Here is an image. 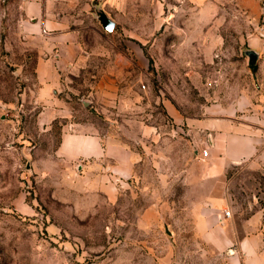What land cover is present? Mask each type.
<instances>
[{
	"label": "rangeland",
	"instance_id": "rangeland-1",
	"mask_svg": "<svg viewBox=\"0 0 264 264\" xmlns=\"http://www.w3.org/2000/svg\"><path fill=\"white\" fill-rule=\"evenodd\" d=\"M31 1L0 0V264H233L237 245L216 246L198 224L215 202L232 238L264 232V141L219 183L194 149L208 148L222 109L251 123L264 112V0H63L89 57L56 89L71 116L46 122L35 66L47 34ZM83 120L131 147L134 178L59 171L63 127Z\"/></svg>",
	"mask_w": 264,
	"mask_h": 264
},
{
	"label": "crops",
	"instance_id": "crops-1",
	"mask_svg": "<svg viewBox=\"0 0 264 264\" xmlns=\"http://www.w3.org/2000/svg\"><path fill=\"white\" fill-rule=\"evenodd\" d=\"M63 3V0H32L28 5L35 24L33 27L38 33L44 28L47 34V48L42 51L35 66L37 79L42 86L38 100L43 104L40 118L45 122L71 116V111L61 101L59 94L55 95L56 89L64 84L70 73L80 71L89 57L82 45V29L70 28L66 17L56 9L61 8ZM239 109L236 106L222 109V114L213 115L210 121L207 120L210 127L208 157L194 149L197 155L208 160L213 168L212 176L216 177L209 179L218 183L222 181L221 176L227 166L258 156L264 141V112L257 115L255 121L252 120L255 123H251L237 117ZM118 130L131 140L128 131ZM153 131L148 126L140 135L151 138ZM55 155L59 171L70 178H116L124 182L134 178L137 163L131 147L104 133L92 121L85 120L69 121L64 125ZM207 211L213 215L203 213L198 224L204 239L222 249L236 244L238 251L232 255L233 264H264V232L246 229V233L235 234L232 238L222 226L230 218L222 207L218 208L214 202Z\"/></svg>",
	"mask_w": 264,
	"mask_h": 264
},
{
	"label": "water",
	"instance_id": "water-1",
	"mask_svg": "<svg viewBox=\"0 0 264 264\" xmlns=\"http://www.w3.org/2000/svg\"><path fill=\"white\" fill-rule=\"evenodd\" d=\"M98 19L100 20L105 30H107L108 32H111L114 30L115 25H116L115 21L110 16H108L107 13H105L103 10L99 11ZM247 54L249 56V64L252 66L255 65L259 58V53L256 50L250 49L247 51Z\"/></svg>",
	"mask_w": 264,
	"mask_h": 264
},
{
	"label": "built area",
	"instance_id": "built-area-1",
	"mask_svg": "<svg viewBox=\"0 0 264 264\" xmlns=\"http://www.w3.org/2000/svg\"><path fill=\"white\" fill-rule=\"evenodd\" d=\"M202 155H203L204 157H208V156H209V150H208V148H205V149L202 150ZM225 215H226L227 217H229V216L231 215V212H230L229 210H226V211H225Z\"/></svg>",
	"mask_w": 264,
	"mask_h": 264
}]
</instances>
